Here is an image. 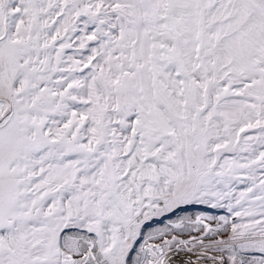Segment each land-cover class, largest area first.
I'll use <instances>...</instances> for the list:
<instances>
[{"label": "snow or ice", "instance_id": "snow-or-ice-1", "mask_svg": "<svg viewBox=\"0 0 264 264\" xmlns=\"http://www.w3.org/2000/svg\"><path fill=\"white\" fill-rule=\"evenodd\" d=\"M0 264H264V0H0Z\"/></svg>", "mask_w": 264, "mask_h": 264}]
</instances>
